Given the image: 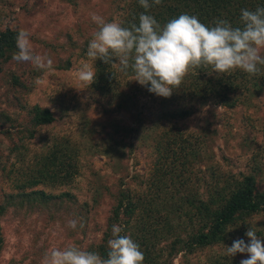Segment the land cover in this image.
Returning <instances> with one entry per match:
<instances>
[{
  "label": "rangeland",
  "instance_id": "374dc122",
  "mask_svg": "<svg viewBox=\"0 0 264 264\" xmlns=\"http://www.w3.org/2000/svg\"><path fill=\"white\" fill-rule=\"evenodd\" d=\"M128 1L0 0V28L28 31L33 52L53 60L50 71L39 72L31 64L11 60L0 72V203L4 195L19 191L18 184L27 183L37 166L35 155L47 152L55 139H71L79 150L78 174L71 184L39 186L53 194L70 191L75 204L54 213L40 206L11 207L0 222V264H40L49 248L68 244L100 254L93 249L106 244L109 211L118 189L125 187L136 196L156 193L149 186L157 155L154 140L171 123L205 141L200 152L203 162L183 173L192 181L190 190L199 188V194L207 197L213 173L233 180L256 169L258 189L264 191V73L251 76L259 85L250 80L249 90L241 92L233 107L214 100H183L179 89L164 98L138 83L143 90H131H136L138 108L127 112L115 111L114 99L102 97L78 79L84 64L95 71V61L87 57L88 43L97 30L91 15L120 23ZM208 72L216 74L211 68ZM34 104L49 107L55 120L39 127L34 138L24 137L22 147L15 149L20 132L12 123H26L25 108ZM184 105L193 108L190 116L160 119L164 109ZM167 190L169 195L176 193L175 200L183 194L175 188ZM174 217L181 226L177 231L186 236L187 216ZM70 219L78 221L75 230L67 226ZM247 224L264 240V211L251 216ZM248 230L231 226L226 243L207 246L191 259L204 261L224 253L237 239L249 243ZM235 257L243 260L247 254ZM173 260L180 264L182 253Z\"/></svg>",
  "mask_w": 264,
  "mask_h": 264
},
{
  "label": "trees",
  "instance_id": "16d2710c",
  "mask_svg": "<svg viewBox=\"0 0 264 264\" xmlns=\"http://www.w3.org/2000/svg\"><path fill=\"white\" fill-rule=\"evenodd\" d=\"M149 2L152 3V0ZM257 7H264V0H162L160 5L152 4L146 11L139 0H129L120 23L124 27L138 24L139 15L145 13L152 15L163 26L172 18L189 14L197 16L210 27L214 26L217 18L226 19L234 27H238L241 26V9L255 10ZM18 32L19 30L9 27L0 28V72L18 51ZM94 67L96 78L91 85L93 92L114 99L115 111L127 112L138 108L139 98L134 94H137L136 90L143 89L134 81L131 69L125 74L118 65L113 66L99 59L95 61ZM197 69L196 73L186 75L179 91L177 90L183 100H214L221 105L233 107L241 100V92L249 90L250 80H254L241 70L211 75L208 72L210 68ZM15 79L21 84L17 77ZM254 83L259 85L256 80ZM30 88L31 86L27 87ZM132 89H136L134 93ZM176 104L180 105L179 102ZM25 111L26 123H12L20 132V139L15 141V149L22 147L24 137L34 138L39 127L55 120L53 111L40 104L25 108ZM192 113L193 108L185 105L167 108L162 111L160 119H182ZM154 142L157 155L153 180L149 186L151 189L156 188V193L136 196L125 187L118 189L109 211L106 244L111 238L112 226L118 225L123 230L122 235L131 236L140 245L144 254L143 264H174L173 259L180 253L183 258L180 264H240L238 257L230 258L224 253L211 255L204 261L192 260L191 256L207 246L226 243L231 226L248 230L249 218L264 211V191L258 189V171L254 169L252 173H240L241 176L233 180L231 177H224L222 173H213V182L209 183L207 197H204L201 194L205 193L199 194V188L190 190L192 181L183 173L190 165L203 162L200 152L205 141L200 142L194 133L186 132L171 123L157 135ZM108 151L109 148L106 152ZM78 152L73 141L64 137L55 139L47 152L36 154L37 166L27 183L18 184V192L4 195L0 203V222L14 206L30 210L40 206L54 213L75 204L74 194L70 191L53 194L39 186L71 184L78 174ZM167 188H175L176 192L183 194L175 200L176 193L169 195ZM174 214L187 216L186 236L178 232L181 226L179 221H175ZM2 241L0 224V244ZM106 244L100 243L93 250L100 251L102 257L106 258Z\"/></svg>",
  "mask_w": 264,
  "mask_h": 264
},
{
  "label": "clouds",
  "instance_id": "9594fccd",
  "mask_svg": "<svg viewBox=\"0 0 264 264\" xmlns=\"http://www.w3.org/2000/svg\"><path fill=\"white\" fill-rule=\"evenodd\" d=\"M162 0H139L147 11L152 4ZM91 20L97 25L88 43L87 57L119 66L121 72L134 73V81L148 91L169 98L179 89L190 70L211 68L218 75L241 70L249 76L260 74L264 66V7L255 10L241 9L240 24L234 27L226 19L217 18L214 26H207L195 15L181 14L161 26L152 16L139 15V23L124 27L121 23L105 19L93 13ZM30 33L21 29L16 36L17 52L13 60L19 64H31L40 71H50L53 60L32 50ZM115 61V62H114ZM96 73L84 64L78 72L81 83L92 85ZM150 85V87H149ZM78 221L70 219L67 226L73 230ZM80 227H83L80 224ZM122 228L113 225L107 241V257L98 252L81 249L72 244L51 247L43 255L40 264H143L144 254L140 245L129 235H122ZM243 239L226 246L224 254L230 258L237 253L247 254L240 264H264V240L249 227Z\"/></svg>",
  "mask_w": 264,
  "mask_h": 264
}]
</instances>
